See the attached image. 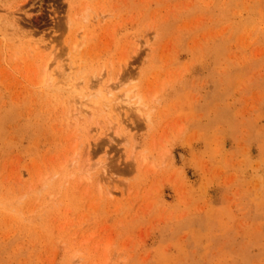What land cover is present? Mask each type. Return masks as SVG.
Instances as JSON below:
<instances>
[{
    "label": "rangeland",
    "instance_id": "rangeland-1",
    "mask_svg": "<svg viewBox=\"0 0 264 264\" xmlns=\"http://www.w3.org/2000/svg\"><path fill=\"white\" fill-rule=\"evenodd\" d=\"M0 264H264V0H0Z\"/></svg>",
    "mask_w": 264,
    "mask_h": 264
},
{
    "label": "bare ground",
    "instance_id": "bare-ground-1",
    "mask_svg": "<svg viewBox=\"0 0 264 264\" xmlns=\"http://www.w3.org/2000/svg\"><path fill=\"white\" fill-rule=\"evenodd\" d=\"M72 48H73V47H72ZM56 69H57V68H56ZM44 73H46V71H44ZM59 73H60V74H63V69H62L61 66L59 67ZM41 74H42V73H41ZM66 75H67V74H66ZM46 76H47V74H46ZM54 81H55V80H54ZM58 81H59V80H58ZM58 81H57V82H58ZM61 81H62V80H61ZM64 81H65V80H64ZM52 83H53V82H52ZM62 83H63V82H62ZM57 84H58V83H57ZM52 85H53V84H52ZM55 85H56V84H55ZM55 85H54V87H55ZM60 88H61V87H60ZM60 88H59V89H60ZM54 89H55V88H54ZM61 89H62V88H61ZM71 91H74V90H71ZM76 105H77V104H76ZM76 105H75V107H76ZM76 110H77V109H76ZM76 110H75V112H77ZM137 110H138V109H137Z\"/></svg>",
    "mask_w": 264,
    "mask_h": 264
}]
</instances>
